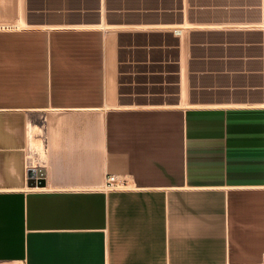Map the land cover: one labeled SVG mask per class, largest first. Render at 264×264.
Segmentation results:
<instances>
[{"label":"crops","instance_id":"crops-1","mask_svg":"<svg viewBox=\"0 0 264 264\" xmlns=\"http://www.w3.org/2000/svg\"><path fill=\"white\" fill-rule=\"evenodd\" d=\"M5 16L0 264H264V0Z\"/></svg>","mask_w":264,"mask_h":264},{"label":"built area","instance_id":"built-area-1","mask_svg":"<svg viewBox=\"0 0 264 264\" xmlns=\"http://www.w3.org/2000/svg\"><path fill=\"white\" fill-rule=\"evenodd\" d=\"M5 0H0V28L7 26L5 20ZM124 178L118 174L109 173L105 177L104 187L106 188H119L123 187Z\"/></svg>","mask_w":264,"mask_h":264},{"label":"water","instance_id":"water-1","mask_svg":"<svg viewBox=\"0 0 264 264\" xmlns=\"http://www.w3.org/2000/svg\"><path fill=\"white\" fill-rule=\"evenodd\" d=\"M29 185H43L44 184V170L30 169L29 170Z\"/></svg>","mask_w":264,"mask_h":264},{"label":"bare ground","instance_id":"bare-ground-1","mask_svg":"<svg viewBox=\"0 0 264 264\" xmlns=\"http://www.w3.org/2000/svg\"><path fill=\"white\" fill-rule=\"evenodd\" d=\"M119 156V155H118ZM116 161H117V159H116ZM120 161H122V159L120 160ZM118 163V162H117ZM121 163H123V162H121ZM113 166V165H112ZM123 166V165H122ZM119 168V167H118ZM120 169V168H119ZM123 170V169H122ZM120 174V173H119Z\"/></svg>","mask_w":264,"mask_h":264},{"label":"rangeland","instance_id":"rangeland-1","mask_svg":"<svg viewBox=\"0 0 264 264\" xmlns=\"http://www.w3.org/2000/svg\"><path fill=\"white\" fill-rule=\"evenodd\" d=\"M5 20L8 22V18L6 17Z\"/></svg>","mask_w":264,"mask_h":264}]
</instances>
